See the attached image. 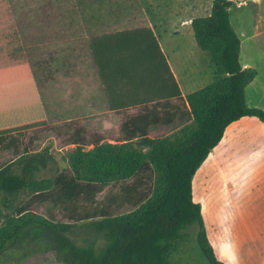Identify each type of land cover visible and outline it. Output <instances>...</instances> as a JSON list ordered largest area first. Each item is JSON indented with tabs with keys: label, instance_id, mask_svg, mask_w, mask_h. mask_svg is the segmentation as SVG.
Masks as SVG:
<instances>
[{
	"label": "trees",
	"instance_id": "trees-1",
	"mask_svg": "<svg viewBox=\"0 0 264 264\" xmlns=\"http://www.w3.org/2000/svg\"><path fill=\"white\" fill-rule=\"evenodd\" d=\"M6 4L0 0V24ZM232 4L213 0L210 14L191 21L198 45L222 76L187 95L152 27L91 37L109 108L126 116L115 134L91 131L81 118L68 123L61 146L76 145L71 165L48 177L41 176L53 162L48 149L34 151L0 135V151L12 149L16 157L0 163V191L8 203L29 195L0 226V252L23 242L55 249L64 264H169L181 231L197 224L208 264H226L209 240L193 179L231 123L244 116L264 121V109L246 101L258 71L241 63ZM78 226L101 242H77L71 233Z\"/></svg>",
	"mask_w": 264,
	"mask_h": 264
},
{
	"label": "rangeland",
	"instance_id": "rangeland-1",
	"mask_svg": "<svg viewBox=\"0 0 264 264\" xmlns=\"http://www.w3.org/2000/svg\"><path fill=\"white\" fill-rule=\"evenodd\" d=\"M3 1L7 4L3 9L5 20L0 24V68L17 63L29 64L34 74L43 80H52L60 70L67 71L73 62L89 63L94 72L89 47L93 35L148 25L155 31L164 52L170 56L169 60L177 62L180 77L189 83L190 87H184V90H196L222 76L209 52L198 45L191 26L193 18L210 14L213 0ZM232 1L231 21L242 40L241 63L258 71L256 87L253 84L246 87V101L249 106L264 109V0ZM95 113L92 117L94 126L90 130L106 134H115L116 124L119 126V120L126 116L123 113L117 119L109 111L106 115L102 112L107 122L104 121L101 127L99 114ZM64 125L57 126L62 128ZM252 126L243 124V128L237 130L238 137L229 133V141L220 145L227 150L218 159L227 183L234 185L240 181L237 207L230 219L227 213H224L225 219H217L216 199L210 193L209 169L204 166L195 178V195L203 206L207 218L203 216L204 221L211 226L213 244H217L218 237L225 239L223 244L227 242L232 254L236 253L235 257L228 258H234L240 264L245 257L238 255L241 251H247V264H264V131ZM244 128H248V133H240ZM68 135L69 132H61L58 137L46 134L44 145L39 143L32 147L37 151L44 146L54 157V161L41 171L42 177L71 165L76 147L70 144L61 146ZM107 142L121 144L110 139ZM9 157L7 150L0 151V163L10 161ZM28 196L23 192L8 203L0 191V226L6 215L13 214ZM220 206L226 212L228 201ZM71 234L82 244L93 240L97 244L101 242V236L89 227L78 226ZM197 235V224L181 231L169 264H208ZM38 245L10 242L0 252V264H64L55 249ZM217 248L223 256L224 249L218 245Z\"/></svg>",
	"mask_w": 264,
	"mask_h": 264
},
{
	"label": "crops",
	"instance_id": "crops-1",
	"mask_svg": "<svg viewBox=\"0 0 264 264\" xmlns=\"http://www.w3.org/2000/svg\"><path fill=\"white\" fill-rule=\"evenodd\" d=\"M166 57L183 94L187 95L194 91V88L189 91L184 90V87H188L189 83L180 77L178 73L180 68L177 62L171 59L169 60L170 56L166 55ZM243 66L246 67L245 64ZM94 68L95 71L93 72L89 63L73 62L68 67L67 71L60 70L55 74L52 80L39 79L34 74L29 64L17 63L5 68H0V135L6 134L10 137H17L19 138V143L24 142L31 148H35L39 143L44 145L43 141L46 134H53L55 137H58L61 132L63 134L66 132L68 133L70 128L68 129L67 124L74 119H83L84 126L92 130L94 126L92 120L94 112H97L95 113L97 115L99 114L97 117H99V125L101 127H103L102 123L104 121L107 122L106 119L103 118V115H106L108 111L113 114L114 118L118 119L119 115L123 116L122 112H117L109 108L98 71L95 66ZM251 84H253L254 88L257 85L255 80ZM102 112L105 113L103 114ZM122 120L123 118H121V121ZM121 121L119 120L120 123ZM60 124H65V127L58 128L57 125ZM243 124H246V126L252 124V127H257L258 130L264 131V121L256 116H244L231 123L227 127L222 140L208 155V158H211L210 161L206 163L208 158L205 160L193 179V198L198 202L195 195V178L204 166L209 169V173L211 172L209 176L212 181V186L211 189H209L210 193L212 192V197L216 199L217 219H225L224 213H227L228 219L232 217L237 207L236 196L239 192L240 185V181L234 185H229L227 183L220 163H218L219 156L223 153L225 154L227 150L226 148H220V145L229 141V133H232V137H238L239 133L237 130L241 128ZM116 126L118 127V123ZM247 131L248 128H244L240 133H248ZM70 145L76 147L75 144ZM43 147L44 146L37 151H41ZM91 147H93V145H91ZM7 151L9 155H11V157H9L11 160L16 158L12 149H8ZM48 152L52 155L51 151ZM226 201H228L229 207L228 210L224 212L220 205ZM202 213L205 217L203 206ZM205 219L207 218L205 217ZM205 225L216 256L226 264H240L236 259L228 258L230 256L235 257L236 253L232 254L231 249L229 250L228 248L227 242L223 244V240L225 239L218 237L216 239L217 244H213L211 226L207 220L205 221ZM217 245L219 247L221 246L222 250L224 249L225 253L223 256L219 254ZM238 255L245 256L241 262L242 264H247V251H241Z\"/></svg>",
	"mask_w": 264,
	"mask_h": 264
}]
</instances>
